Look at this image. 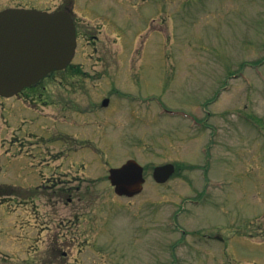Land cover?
<instances>
[{"label":"rangeland","instance_id":"rangeland-1","mask_svg":"<svg viewBox=\"0 0 264 264\" xmlns=\"http://www.w3.org/2000/svg\"><path fill=\"white\" fill-rule=\"evenodd\" d=\"M79 1L76 60L105 72L86 98L109 88L115 106L94 119L0 97V139L26 143L0 144V185L17 194L0 197V264H264V0ZM131 157L145 189L119 197L109 168Z\"/></svg>","mask_w":264,"mask_h":264},{"label":"water","instance_id":"water-1","mask_svg":"<svg viewBox=\"0 0 264 264\" xmlns=\"http://www.w3.org/2000/svg\"><path fill=\"white\" fill-rule=\"evenodd\" d=\"M76 27L65 10L9 8L0 12V94L12 96L48 72L64 68L76 51ZM175 171L172 163L157 166L154 177L165 182ZM118 194L135 195L143 189L144 167L129 159L110 169Z\"/></svg>","mask_w":264,"mask_h":264},{"label":"flooded vegetation","instance_id":"flooded-vegetation-1","mask_svg":"<svg viewBox=\"0 0 264 264\" xmlns=\"http://www.w3.org/2000/svg\"><path fill=\"white\" fill-rule=\"evenodd\" d=\"M2 0H0L1 5ZM76 4L81 5L79 0H63L61 2V6L59 9H64L70 12V14L73 16L74 21L77 26V34L78 37L80 36V26H79V16H76L77 13L75 11ZM10 7V6H9ZM6 8L0 7V10ZM97 37V36H96ZM94 49L99 50L97 47V44L94 45ZM103 61L102 59H100ZM85 63L80 60H73L65 69L63 70H55L45 77H43L41 80H39L37 83L25 88L20 94H18V101L22 100L23 102H29L31 107H34L36 111H39L40 108H46L47 106H58L63 108V112L69 110L70 106L72 107H79L84 108L87 114H93L94 119L97 117H101L102 115V108L103 100L105 98H108V104L105 108L112 110L115 105L111 102V89L108 88V92L110 93V96H104V97H94L91 96L90 98H86L89 95V89L92 86V82L89 79L94 80V76L92 74L98 75V77L103 76L105 72H103L102 69H99V60L94 63L92 66L93 70L85 69ZM108 71V70H107ZM62 72V74H59ZM111 77L113 78V71L109 72ZM102 78V77H101ZM107 92V93H108ZM79 96V97H77ZM93 97V98H92ZM83 106V107H82ZM97 117V118H98ZM91 118V117H90ZM92 119V118H91ZM62 135L60 136L62 138V141L64 144L70 143V142H84V145H88L91 148L95 147V143L99 140H93L90 137H84L82 138L80 135H77L76 133L67 132L66 130H62ZM31 138L39 137L38 131L33 130L29 132ZM49 136V133L47 135L43 134L42 137ZM41 137V136H40ZM22 142V141H20ZM25 143V142H22ZM40 141L34 140L32 142L33 145H38ZM24 145V144H23ZM40 152V151H39ZM56 159H60L64 157V155H60L55 153L53 155ZM43 159L47 158V156H43ZM68 158V157H65ZM63 162V161H62Z\"/></svg>","mask_w":264,"mask_h":264}]
</instances>
